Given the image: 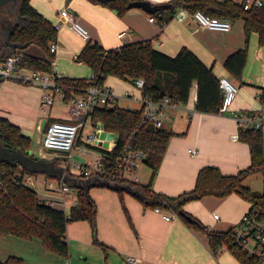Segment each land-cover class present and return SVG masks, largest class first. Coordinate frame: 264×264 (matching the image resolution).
I'll return each mask as SVG.
<instances>
[{"label": "crops", "instance_id": "crops-1", "mask_svg": "<svg viewBox=\"0 0 264 264\" xmlns=\"http://www.w3.org/2000/svg\"><path fill=\"white\" fill-rule=\"evenodd\" d=\"M148 1L157 5L171 0ZM234 1L245 2V0ZM29 2L53 24L60 19L59 10L68 7L78 15L87 28L89 39L106 49L119 47L128 42L151 40L156 49L174 56L186 46L207 66L212 67L218 78L231 77L224 67L225 59L232 52L244 48L247 43V61L241 80L231 77L237 82L239 89L230 109L226 113L198 111L197 87L194 83L186 103H176L175 106L166 108L163 128L173 135L169 139L164 157L155 174L152 168L144 163L139 168V177L140 183L149 184L154 193L175 196L194 187L198 171L203 166H217L224 174H235L250 164L249 146L238 139L237 122L232 117V113L253 112L259 114L264 122V100L261 99L264 89V45L259 43L256 31H252L248 39L246 38L243 19L232 20L229 31H219L201 26L193 19L192 10L181 6L171 11L166 8L162 14L154 15V21H150L151 14L136 7L128 9L123 16H119L107 5L90 0H29ZM122 32L123 36H119ZM55 40L58 44L57 53L53 54L56 70L63 77H91L92 69L86 63L76 60L87 40L81 38L67 25L57 29ZM27 50L34 54L40 53L35 46H30ZM103 83L116 92L115 104L132 110L140 109L141 103L138 97L141 92L134 83L120 78ZM131 84L133 88L130 89ZM59 94L61 101L67 103L64 92ZM127 94L135 97L130 98ZM41 96L42 89L37 85L21 82L14 77L0 78V115L18 125L22 133L29 136L32 141V135L36 132L40 133L42 140L45 127L51 122L49 116L45 114L47 106L41 104ZM54 101L49 106H53ZM122 101L125 102V106L120 104ZM59 119H68L66 111L52 121ZM43 120L45 124L41 127ZM79 142L82 143V140L80 139ZM76 157L81 160L87 159L86 156L82 158L76 155ZM70 169L76 173L72 168ZM59 183L60 181L56 185L49 183L46 186L47 192L43 196L38 194L40 198L43 201L46 198L47 202L50 198L60 199L61 194L55 191ZM69 192L70 190L65 192L63 202H56L52 206L71 211V208L77 204L78 190L70 205L66 202ZM88 192L97 206L96 238L104 245L100 255H104L105 264H131L127 261L131 256L136 259L135 264H241L225 248L219 249L215 254L209 246L208 237L203 232L190 227L176 213L175 218V214H172L171 219H165L163 214L167 213L162 209L156 211L127 191L120 194L116 189L95 185L90 187ZM104 197L108 199H103L102 202ZM120 201L132 228L128 227L127 221L125 222L121 216L124 213ZM223 201L224 205H222ZM212 202L224 206V209H219L221 212L219 219L209 216L200 209ZM184 207L205 225L224 231L240 221L250 210L251 203L233 192L224 200L216 199L215 196H205L186 203ZM213 211L215 214L216 210ZM77 226L85 230V242L78 241L82 239ZM90 230L92 238L87 232ZM66 232V238L67 236L69 238V251L73 254L77 253L74 244L85 246L83 248L91 244L97 246L93 241V230L88 220L69 222ZM0 237L9 239L15 236L4 237L0 234ZM26 240L33 241V239ZM1 241L4 239L0 238ZM2 246L0 243V248ZM78 251V259L81 261H75L76 264H85L83 259H86L85 261L88 259L85 255L86 250L78 249ZM11 252L12 250L7 251L8 255L1 261L10 255H16ZM66 263L71 264V258L67 259Z\"/></svg>", "mask_w": 264, "mask_h": 264}, {"label": "trees", "instance_id": "trees-1", "mask_svg": "<svg viewBox=\"0 0 264 264\" xmlns=\"http://www.w3.org/2000/svg\"><path fill=\"white\" fill-rule=\"evenodd\" d=\"M90 1L103 3L117 15L123 16L130 9L128 3L133 0ZM167 5L170 11L181 6L192 12L201 10L210 16L231 20L243 19L246 38L248 39L252 31H256L259 43L264 45V4L245 7L244 1L239 3L234 0H171L167 2ZM165 9L158 8L150 14L160 15ZM21 13L25 16V22L11 35V44L16 45L11 52L23 50L25 55L22 58V64L37 70H51L50 61L53 54L50 52L49 45L57 35L54 24L36 10L29 0L22 2ZM30 46L37 47L40 53L34 54L28 51ZM247 52L246 43L244 48L229 54L224 62V67L230 76L238 81L241 80L247 61ZM76 60L86 63L92 69L98 83L105 82L109 75L132 83L137 78H143L145 84L141 95L156 100L169 96L175 103H186L189 100L191 88L196 83V109L201 112H219L222 100L219 78L212 67L207 66L186 46H183L176 55L171 56L156 49L151 40L128 42L110 49L89 40L77 55ZM60 81L65 86L63 89L65 99L84 93V89L89 85L88 78L64 76ZM261 99L264 100V89ZM140 112V109L132 110L114 104L109 108H96L92 119L101 121L106 129L118 133L117 149H123L132 136L134 145L146 152L144 162L155 174L173 133L163 127L139 126ZM238 139L248 144L251 162L235 174H224L217 166H203L198 171L194 187L175 196L154 193L149 184L139 182H116L121 185L116 190L120 194L124 191L130 192L147 206L174 211L190 227L203 232L208 237L209 246L215 254L219 252V249L225 248L241 264H259L256 257L249 256L238 245L233 227L224 231L213 230L184 209L186 203L207 195L226 196L236 192L251 203L250 208L256 207L264 212V194L244 184L249 175L257 172L264 173L263 127L239 128ZM0 141L6 146L20 148L24 152H29L31 149V138L24 135L18 125L1 115ZM53 160L57 165H61L56 158ZM0 163L4 166L18 167L16 164L1 160ZM22 169L24 172L32 173ZM70 170L67 167L70 175L82 177ZM2 178L4 181L0 186V234L2 236L38 239L49 251L66 259L69 257L67 224L76 220H88L93 230V241L104 246L96 238L97 206L89 192H85L83 188H77L78 204L71 208L67 216L63 209L43 201L31 186L16 183L9 175ZM124 186L125 189L122 188ZM182 211L185 215L181 214ZM0 264L29 263L19 255H10L5 260H0Z\"/></svg>", "mask_w": 264, "mask_h": 264}, {"label": "built area", "instance_id": "built-area-1", "mask_svg": "<svg viewBox=\"0 0 264 264\" xmlns=\"http://www.w3.org/2000/svg\"><path fill=\"white\" fill-rule=\"evenodd\" d=\"M263 4L264 0H245V7L261 6ZM59 17V21L54 24L56 30L62 25H67L84 40H90L87 28L75 12L68 7H63L59 10ZM192 17L201 26L213 30L229 31L232 27L231 19L210 16L201 10L194 11ZM149 20L154 21L155 17L150 15ZM119 36H123V32ZM49 49L52 54L57 53L58 44L55 39L50 42ZM24 55L25 51L17 50L1 58L0 78L14 77L21 82L39 86L42 89L41 104L44 106L51 105L56 94L62 93L65 88L60 81L63 76L56 70V60L54 58L51 59V70H37L21 63ZM88 81L89 85L84 89V93L73 95L67 99L69 107L66 110V114L68 119L54 120L46 125L42 139V152L44 150L50 152V149L59 150L55 152L64 154L65 167L72 168L73 171L84 178L99 177L112 183H140L139 168L145 163L146 152L134 145L132 136L123 149H117L118 133L106 129L101 121L92 119V114L96 108H109L115 104L116 92L104 83H98L95 74H92ZM144 84L143 78H137L134 81V86L140 92ZM219 86L222 89L219 112L226 113L235 99L239 86L237 82L227 76L219 78ZM127 95L130 98L135 97L130 94ZM138 100L141 103L139 126L163 127L166 108L176 105L169 96L156 100L140 94ZM232 117L236 120L238 129L242 127L258 128L264 125L261 116L253 112H234ZM87 125L94 130L82 135ZM102 132H105V134L113 132L114 137L107 138L106 135L101 137L100 134ZM80 139L82 143L79 142ZM94 151H96V156L93 161L81 160L76 157L77 155L84 158L86 154H91ZM43 156L45 157L44 154ZM7 175L11 176L16 183H23L29 186L34 184L31 173L24 172L20 165L14 167V165L4 166L0 163V186L4 183L2 177ZM70 189L71 186L61 180L55 188V191L61 194L59 195L60 199L50 198L47 202L45 198L44 201L50 205H55L56 202H63L65 192ZM52 191L54 192L53 189ZM76 203L78 204V201ZM155 210L161 211V208L155 207ZM64 211L68 216L70 210ZM213 216L215 219H219L217 213ZM163 217L165 219L172 218L168 214H163ZM233 230L238 245L249 256L256 257L259 264H264V212L256 207L250 208L233 227ZM127 261L131 264L136 263V259L132 256L128 257Z\"/></svg>", "mask_w": 264, "mask_h": 264}, {"label": "rangeland", "instance_id": "rangeland-1", "mask_svg": "<svg viewBox=\"0 0 264 264\" xmlns=\"http://www.w3.org/2000/svg\"><path fill=\"white\" fill-rule=\"evenodd\" d=\"M11 53H14V52L8 51L7 55L11 54ZM117 79H118V77H115L113 75H109L105 81L111 82V81L117 80ZM130 86H131L130 89L133 88L132 84ZM120 104L125 106V102H123V101L120 102ZM68 107H69L68 103L62 102L61 101V95L58 93V94H56L54 105L53 106H47L45 114H47L49 116V119H50L49 121H52L53 119L59 118V116L62 113H64V111H66L68 109ZM93 130L94 129L90 128V126L87 125L85 127V129L83 130L82 135H85L88 132L93 131ZM41 138L42 137H41L40 133H38V132H36L35 134L32 135L33 141L31 142V153L38 154L41 156H43V154H44L45 158H47V159L57 158L58 161L60 162V164L65 166V157H64L63 153H59V152H55V151L48 152L47 150H44V152H42L43 146H42ZM94 152H96V151H94ZM94 152L91 154L85 155L87 160H91V161L94 160V157L96 156V154ZM31 178L34 181V184H32L30 186L32 188H34L38 192V194H40L41 196H43V194L45 192H47L46 186L49 183L56 185L57 182L59 181L55 178L49 177L45 173H40V172L31 173ZM244 184L246 186L251 187L254 191H258L259 193L264 194V173L257 172V173L249 175L247 177V179L244 181ZM76 191H77V188L71 187L70 192L66 196V202L68 205H70L73 202L74 194L76 193ZM123 193H125V191ZM236 194L244 199V197L242 195H240L239 193H236ZM207 196H215L216 199L222 198L224 200V198H226L228 195H226V196L207 195ZM103 199L107 200L108 198H106V197L102 198V202H103ZM120 203H121V201H120ZM224 203L225 202L223 201L222 205H224ZM222 205H221V203L212 202V203H209L206 207H201L200 209L203 210L204 213H207L209 216L214 215L213 210L215 209L216 210L215 212L218 213V215H220V213H221L220 210L224 209V206H222ZM121 208H122V211L125 215V216L121 215L123 220L125 222L127 221V225L129 228L130 227L132 228L131 223L128 221L127 212L125 211L122 203H121ZM162 210H163V212H166L167 214H170V215L175 214L174 211L169 210V209H162ZM188 213H189V211H188ZM191 215L196 216L193 213H191ZM175 217H176V214H175L174 218ZM87 226H89L88 223H87ZM120 226H121V224H120ZM77 227H78V232H80L79 236L82 239V240H78V241L79 242H82V241L85 242V239H86L85 230L83 228H80L79 226H77ZM208 227L213 229L210 226H208ZM213 230H216V229H213ZM219 231H222V230H219ZM87 232H89L90 237L92 238V231L90 230ZM66 235H67V232H66ZM71 236H72V234L70 231V237ZM0 238L4 239V241L0 242L3 245L2 246L3 249L0 248V260L5 258L8 255L7 251L9 252L12 250L11 253L23 257L25 259V261L29 264H67L66 260L70 259V258H71V264H76L75 261H81L78 259L79 258L78 249H82L83 251L85 249L86 250L85 255L88 257L87 261H85L86 259L85 260L83 259V262L85 264H105L104 255H102V256L100 255V252H102L101 250L103 247L98 245V244H97V246L91 244V245H89V247H86V248H83L85 246L74 244V246L77 249V253L75 252L73 254L69 251V257L65 259V258L57 255L56 253H53L52 251H48L45 247H43L41 245V243H39L38 239H33V241H29V240L22 239V238L20 239L19 237H9V239L3 238V237H0ZM67 241H69L68 236H67ZM93 246H95V247H93ZM72 250H74V249H72ZM105 251H106V249H105ZM108 252H110V250Z\"/></svg>", "mask_w": 264, "mask_h": 264}, {"label": "water", "instance_id": "water-1", "mask_svg": "<svg viewBox=\"0 0 264 264\" xmlns=\"http://www.w3.org/2000/svg\"><path fill=\"white\" fill-rule=\"evenodd\" d=\"M23 2L24 0H0V5L7 4L9 2ZM129 8H141L144 11L148 13H152L156 11L158 8L165 9L168 7L167 3L155 5L152 4L148 0H133L128 3ZM16 45L10 44V50L15 48ZM5 55H1L0 58L4 57ZM45 124V120L42 121L41 127H43ZM107 136V138L114 137L113 132H108L105 134V132H102L100 134L101 137ZM50 151H59L55 149H50ZM62 152V151H61ZM0 160L5 161L7 163L11 164H18L22 168L27 169L29 172L36 173H45L51 178H55L59 181H64L68 183L71 187L74 188H83L85 192L88 193L89 188L95 185L99 186H106L113 189H117L121 187L118 183H112L108 180L101 179L99 177L94 178H82L77 176H72L68 173L67 168L63 165H57L55 160L53 159H47L44 156L38 155V154H32L31 151L24 152L20 148H14L4 145L0 141ZM122 188H126L125 186ZM181 214L185 215V212L182 211ZM188 218H191L190 216H187Z\"/></svg>", "mask_w": 264, "mask_h": 264}, {"label": "flooded vegetation", "instance_id": "flooded-vegetation-1", "mask_svg": "<svg viewBox=\"0 0 264 264\" xmlns=\"http://www.w3.org/2000/svg\"><path fill=\"white\" fill-rule=\"evenodd\" d=\"M21 6L20 1L0 5V56L7 55L12 33L24 25L25 16L21 13Z\"/></svg>", "mask_w": 264, "mask_h": 264}]
</instances>
